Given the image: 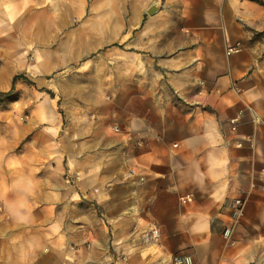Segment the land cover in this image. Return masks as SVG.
Masks as SVG:
<instances>
[{"label": "crops", "instance_id": "0c3cea01", "mask_svg": "<svg viewBox=\"0 0 264 264\" xmlns=\"http://www.w3.org/2000/svg\"><path fill=\"white\" fill-rule=\"evenodd\" d=\"M0 58V264H264V0H0Z\"/></svg>", "mask_w": 264, "mask_h": 264}, {"label": "rangeland", "instance_id": "374dc122", "mask_svg": "<svg viewBox=\"0 0 264 264\" xmlns=\"http://www.w3.org/2000/svg\"><path fill=\"white\" fill-rule=\"evenodd\" d=\"M0 58V92H8L7 75L1 71ZM27 87L26 92L29 95ZM40 90V89H38ZM13 96V95H12ZM12 99H3L0 103V149L1 151L11 150L15 144V135L20 134V131L29 129V104L15 106ZM29 137L27 138V140ZM24 143V142H23Z\"/></svg>", "mask_w": 264, "mask_h": 264}, {"label": "built area", "instance_id": "2783aa9c", "mask_svg": "<svg viewBox=\"0 0 264 264\" xmlns=\"http://www.w3.org/2000/svg\"><path fill=\"white\" fill-rule=\"evenodd\" d=\"M115 131H118V127H114ZM134 173V172H131ZM183 203L191 202L192 199L189 197L182 199ZM245 212V200L243 197L236 198L231 204V213L229 218V224L223 232V237L234 243V235L237 228L240 226ZM175 264H190L191 262L187 258L176 257L174 259Z\"/></svg>", "mask_w": 264, "mask_h": 264}, {"label": "trees", "instance_id": "16d2710c", "mask_svg": "<svg viewBox=\"0 0 264 264\" xmlns=\"http://www.w3.org/2000/svg\"><path fill=\"white\" fill-rule=\"evenodd\" d=\"M19 79H25L26 81H28L31 84V82L27 78H25L24 76H16V77H14L13 82H12V88H11V90L8 91V92H0V103L5 98L11 100L12 99L11 97H13V101H14V95L13 94H14V91H15V84H16V82Z\"/></svg>", "mask_w": 264, "mask_h": 264}, {"label": "clouds", "instance_id": "9594fccd", "mask_svg": "<svg viewBox=\"0 0 264 264\" xmlns=\"http://www.w3.org/2000/svg\"><path fill=\"white\" fill-rule=\"evenodd\" d=\"M14 214L18 215L20 217V219H24V216L22 213L19 212H14Z\"/></svg>", "mask_w": 264, "mask_h": 264}]
</instances>
